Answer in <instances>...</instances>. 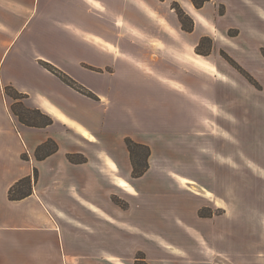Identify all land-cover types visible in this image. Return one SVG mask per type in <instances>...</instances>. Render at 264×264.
<instances>
[{
  "label": "crops",
  "instance_id": "0c3cea01",
  "mask_svg": "<svg viewBox=\"0 0 264 264\" xmlns=\"http://www.w3.org/2000/svg\"><path fill=\"white\" fill-rule=\"evenodd\" d=\"M218 1L230 12L251 8L256 18L264 16V0ZM173 2L195 20L194 32L202 20L214 22V0L199 8L191 0H0V264H130L132 248L141 246L139 232L156 240L158 200L161 211L168 212L170 203L164 196L140 202L127 182L135 188L146 178L154 191L164 185L176 189L172 174L201 182L206 144L196 115L187 112L179 86L166 88L167 99L159 102L157 77L150 73L152 65L162 67L174 72L176 83L185 82L182 44L157 26L160 18L173 16ZM149 37L161 42L156 60L149 43L141 42ZM195 55L189 52L188 59L203 58ZM42 61L97 98L63 82ZM9 84L26 95L27 107L41 109L53 122H20L4 95ZM253 112L248 113L263 115L261 107ZM248 128L263 133L264 120L251 119ZM125 135L150 146L149 168L141 177H131ZM48 139L57 150L37 159V147ZM215 144L209 167L219 180L211 183H220L221 168L213 159L220 142ZM69 154L86 159L71 162ZM34 168L32 193L9 199V188ZM111 194L127 200L128 208L115 204Z\"/></svg>",
  "mask_w": 264,
  "mask_h": 264
},
{
  "label": "rangeland",
  "instance_id": "374dc122",
  "mask_svg": "<svg viewBox=\"0 0 264 264\" xmlns=\"http://www.w3.org/2000/svg\"><path fill=\"white\" fill-rule=\"evenodd\" d=\"M170 6L173 16L160 18L157 26L168 39L179 46L182 44L179 65L183 63L185 82L176 83L174 72L162 67L152 65L150 73L157 77L159 102L167 99L166 88L180 87L178 90L188 104L186 110L189 115H196L200 135L205 137V168L202 170L199 166L203 173L200 183L172 174L176 189L164 185L154 191L146 178L137 184L134 182L135 188L127 182L131 191L126 190L130 189L126 184H123L126 189L120 186L138 193L140 202L146 199L154 203L155 197L164 196L170 203L168 212L161 211L159 203L163 201L158 200L156 240L153 236L149 238L148 232H139L141 246L132 248L129 263L264 264V130L260 133L248 128L249 120L258 117L264 120V16L256 18L257 13L251 8H233L230 12L224 2L214 0V22L202 20L200 29L194 32L195 20L190 16L194 33L187 37L188 20L184 18L181 23L176 2ZM254 18L258 19L257 23L250 22ZM200 39L203 40L198 45ZM141 40L149 43L150 57L156 60L161 50L158 37ZM189 52L203 58L190 61ZM171 54L169 57L175 60ZM4 95L10 110L15 100L5 91ZM256 107L262 108L263 115H249ZM189 119L191 125L193 119L191 116ZM213 141L216 148L220 142V151L217 149L213 157L221 168L220 183H211L219 180L212 178L209 167ZM76 159L86 158L76 155ZM110 196L119 207L128 208L127 200L115 194ZM208 231H212L209 237Z\"/></svg>",
  "mask_w": 264,
  "mask_h": 264
},
{
  "label": "trees",
  "instance_id": "16d2710c",
  "mask_svg": "<svg viewBox=\"0 0 264 264\" xmlns=\"http://www.w3.org/2000/svg\"><path fill=\"white\" fill-rule=\"evenodd\" d=\"M193 5L196 8H199L203 5L205 1L208 0H191ZM178 5V4H177ZM175 5H173L174 7ZM179 6V5H178ZM176 8V7H174ZM177 16L179 20L182 22V19L186 18L189 22V27L186 29V31L191 32L193 30V20L192 18L186 14L181 7H178L177 10ZM204 38V37H203ZM200 39L198 45L201 43ZM227 59V58H226ZM227 61L233 65V63L227 59ZM41 65L55 74L59 79H61L66 84L70 85L74 89L82 92L83 94L92 97L97 98L94 93H92L90 90L86 89L83 85L78 83L75 79H73L71 76H69L67 73L61 71L59 68L54 66L51 63L48 62H41ZM4 91L6 95H9L12 99L15 100V103L13 105H10V110L13 114H15L19 121L29 125V126H35V127H42L46 126L53 122L52 117H50L48 114L44 113L39 108H30L24 105L22 98H24L26 95L24 93L19 92L17 89H15L12 85H4ZM12 91V93L10 92ZM124 143L125 146L129 152L130 160L132 164V171L131 176L133 178H138L144 175V173L149 168L148 158L150 156V147L146 144L137 142L133 140L130 136L124 137ZM58 146L56 142L52 139H48L45 142H43L41 145H39L35 151V157L37 159H43L46 156L50 155L51 153L55 152L57 150ZM24 158L27 156L24 154ZM68 159L71 162H83L84 159H76L75 154H69ZM34 179V180H33ZM37 179V169H33V174L29 176H25L21 179H19L16 183H14L8 190V198L15 200V199H21L23 197L28 196L32 193V186L33 182ZM26 185V186H24ZM26 187V188H24Z\"/></svg>",
  "mask_w": 264,
  "mask_h": 264
}]
</instances>
